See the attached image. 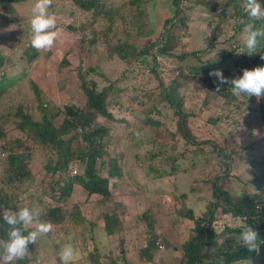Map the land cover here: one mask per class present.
<instances>
[{"label":"trees","instance_id":"trees-1","mask_svg":"<svg viewBox=\"0 0 264 264\" xmlns=\"http://www.w3.org/2000/svg\"><path fill=\"white\" fill-rule=\"evenodd\" d=\"M19 1L22 0H0V14L12 15L17 24H25L24 34L14 31L10 35L15 41L14 45L7 41V50L0 47V98L8 94L27 75L28 69L40 54L31 46L33 33L30 21L33 16L26 18L18 14L15 4ZM107 1L72 0L74 6L90 13L89 19L74 28L86 30L99 14L106 16L109 26L115 16L122 18L127 11L135 8L142 17L140 25L150 29L143 30L145 32L142 42L134 44L122 40L108 47L110 57L127 60L132 68L124 69L115 77L106 76L100 81L95 77L100 73L90 64L84 68L80 59L76 73L79 88L84 95L81 105L68 102L61 107L53 106L55 111L49 112V105L42 98L40 88L31 79L30 85L37 108L41 112L40 118L34 119L22 104H17L11 114L0 110V210L7 208L15 211L25 206H38L44 211L48 223L55 226L61 224L66 217L72 221L84 220L85 217L77 206L64 213L62 202L70 197L75 185L80 186L87 196L96 195L108 200L112 195L118 178L122 176L123 166L120 155L112 154L108 150L112 134L111 122L121 124L124 131L144 148L149 160L148 168L157 177L173 174L178 167L177 156L168 152L169 148L176 147L177 141L174 138L178 134L193 145L191 154L204 153L199 144L209 143L218 167L214 168V172L206 180L210 183V195L197 215L184 203V194L174 188L181 203V209L176 210V213L190 223L187 224L188 236L178 246L180 257L173 264H264V147L259 160L260 166L252 178L258 183L254 191H230L221 185V179L230 176V152L226 146L211 140H197L187 123L189 112L183 109L184 90L188 80L201 75L211 94L224 99L228 116L233 111L240 110L247 97L233 96L230 83L221 85V90L217 92L216 77H210L209 72L220 69L230 81L240 77L224 66L230 60L236 66L251 63L262 66L264 40L260 41L257 51L252 55L238 52L244 49L248 25L264 28V21H253L249 17L245 12L246 0H170L174 11L166 17L161 30L154 36L148 17L142 16L145 13V4L152 0H121L106 7ZM197 4L209 13L207 19L216 15L214 36L225 30L226 19H235L232 24L233 32L227 37L228 46L219 54L210 57V44L191 50L188 53L196 59V63L193 66L181 63L180 66L188 72L177 74L169 83H164L166 60H186V51L176 54L175 48L180 39L190 32L191 17ZM80 40L91 45L95 38L82 33ZM61 64H68L65 55ZM13 65L16 67L14 70L11 68ZM90 72L94 75L89 76ZM184 76L187 79L182 81ZM208 100L207 96L204 105H207ZM110 107L132 115L133 118L116 116ZM57 114L62 116L60 124L55 121ZM168 119H174L172 129L167 126ZM244 127L251 133L249 135H253L250 124L245 123ZM12 130H18L19 133L12 134ZM256 138L254 142L258 140ZM262 141L264 146V137ZM37 160L41 161L42 168L49 177L45 180V185H39L31 168ZM164 162L169 163L168 171L158 165ZM32 187L38 192H32ZM44 196L50 201L44 202ZM221 215L224 219L217 224ZM154 217L148 206L138 219H142L147 226L145 242L140 245L138 254L140 261L148 260L156 264L153 259L154 252L160 247L168 248L170 244L157 231V220ZM122 221L117 212H105L103 230L109 236L119 233L123 228ZM241 224L249 225L259 234L261 243L258 251L249 252L247 248L240 246V234L243 230ZM92 229L91 223L90 231ZM31 230L34 227L25 229V234ZM0 239H7V226L2 215ZM124 242V239L119 240L117 254L112 251L102 252L95 246L86 249V252H82L84 261L87 264H134L128 260L127 251L123 250ZM29 247L32 249L34 245ZM29 260L30 258L21 260L16 264H25ZM159 264H164L162 259Z\"/></svg>","mask_w":264,"mask_h":264},{"label":"rangeland","instance_id":"rangeland-1","mask_svg":"<svg viewBox=\"0 0 264 264\" xmlns=\"http://www.w3.org/2000/svg\"><path fill=\"white\" fill-rule=\"evenodd\" d=\"M118 1L121 0H108L106 7ZM258 2L261 6L264 5V0H258ZM35 3L36 0H22L15 4V8L22 17H32ZM144 7L145 13L142 16L148 17L155 36L161 30L166 17L174 11V5L170 0H152ZM201 9L200 4H197L191 17L190 32L180 39L175 48L176 54L186 51V60L176 58L166 60L167 67L163 72L164 83H169L177 74L188 72L180 66L181 63H186L188 66L196 63V59L188 53L191 50H197L210 44V57L219 54L228 46L227 37L233 32L232 24L235 19L232 17L226 19L225 30L214 36L216 15L207 19L210 16L209 13ZM0 10L2 11L1 2ZM48 14L56 19L58 37L51 50L39 51L40 54L28 69L27 75L8 94L0 98V110L4 113L10 112L11 114L17 104H22L26 106L34 119L40 118L41 112L36 105L35 95L30 85L31 79L40 88L42 98L49 105V112L55 111L53 106L61 107L68 102L81 105L84 95L79 88L76 73L79 60L81 59L84 68L90 64L99 72L100 74L95 77L100 81H103L106 76L115 77L124 69L132 68V64L115 56L110 57L108 47L122 40L140 44L145 32L143 30H150L145 25H140L142 17L135 8L127 11L122 18L115 16L109 26H107L106 16L99 14L95 17L94 23L83 31L74 27L89 19L90 13L74 6L72 0H52V7H49ZM24 28L25 24H17L14 16L0 14V47L7 50V41L14 45L15 41L10 35H13L14 31L23 33ZM82 33L95 38L94 43L90 45L88 42H81ZM64 55L68 60L65 66L61 64ZM261 64L264 66V59ZM175 65L177 67L174 68ZM224 66L236 76H242L244 69L251 70L258 67L257 64L252 63L236 66L231 60ZM11 68L14 70L16 67L13 65ZM90 75L94 74L90 72ZM186 79L187 77L184 76L182 81ZM208 88L202 81L201 75L188 80L184 90L183 104V109L189 112L188 126L197 140H211L221 146H226L230 152L232 156L230 176L223 177L221 185L233 192H252L258 184L252 178L260 166L259 160L264 147L262 141L264 137V97H261L259 102L254 96L246 98L240 110L233 111L228 116L224 99L220 96H213ZM207 96L209 100L207 105H204ZM109 109H113L116 116L125 115L128 119L133 118L132 115L118 112L115 107ZM61 118V114L56 115L57 124L61 123ZM173 121L174 119L166 121L170 129L173 128ZM245 123L250 124L253 135H249L251 133L245 129ZM111 124L112 134L108 150L112 154L120 155L123 166L122 176L118 178L112 195L108 200H103L101 196L96 195L87 196L80 186L75 185L70 197L62 202L63 210L66 213L70 208L77 206L81 215L85 217L84 220L72 221L66 217L59 225L51 224V232L40 237L34 247L30 248V260L25 264H61L59 253L66 244H71L75 249L72 264H87L82 252L95 246L102 252L112 251L113 254H117L120 239L125 241L123 250L127 251L128 260L134 264H153L148 260L140 261L138 254L140 245L142 246L145 242L147 229L146 223L138 219L148 206L157 220L155 224L157 231L162 236L164 235L170 244V247H160L154 252V262L159 264L162 259L164 264H173L179 259L178 246L188 236L189 226L187 224L190 222L176 213V210L181 209V203L176 197L177 191L174 188L184 194V203L190 206L196 215L199 214L211 191L210 183L206 180L212 175L214 168L218 167L210 144H199L203 147L204 153L191 154L190 150L193 145L177 134L174 138L177 145L169 148L168 152L177 156L178 167L173 174L165 173L168 175L157 177L154 171L148 168L149 160L144 148L124 131L121 124L116 122H111ZM16 133L19 131L12 130V134ZM256 137L259 141L254 142ZM208 150L210 151L206 153ZM168 164L164 162L158 165L168 171L170 169ZM31 168L39 185H45V180L49 177L42 168L41 161H35ZM31 190L38 192L34 187ZM42 198L44 202L50 201L47 196ZM6 210L7 208L0 210V215ZM109 211L117 212L123 219L122 230L110 236L103 230V214ZM220 217L217 224L224 219L223 215ZM40 220L48 222L44 211H42ZM91 223L93 224L92 231H90ZM35 226L34 224L29 227L35 228Z\"/></svg>","mask_w":264,"mask_h":264},{"label":"clouds","instance_id":"clouds-1","mask_svg":"<svg viewBox=\"0 0 264 264\" xmlns=\"http://www.w3.org/2000/svg\"><path fill=\"white\" fill-rule=\"evenodd\" d=\"M52 0H36L33 6V17L30 21L33 37L31 46L37 51H49L54 46L58 37L56 19L48 14ZM245 12L253 21H264V7L258 0H246ZM244 49L238 53L246 52L252 55L257 51L259 43L264 40V28L249 24L246 29ZM264 59V55L261 56ZM210 77H216V90H221V85L231 84L230 92L239 98L242 95L247 99L256 97L259 102L264 97V66L254 69H244L242 76L228 80L222 70L215 69L209 72ZM139 135V134H137ZM42 209L38 206L21 207L15 211H3L2 219L7 226V239H0V264H16V262L30 258V245L36 244L37 240L47 235L52 230L51 223L40 220ZM36 225L34 230L25 234V229ZM240 246L247 248L249 252L259 250L261 243L259 234L249 225L241 224ZM61 264H72L75 258V249L71 244L64 245L59 253Z\"/></svg>","mask_w":264,"mask_h":264},{"label":"built area","instance_id":"built-area-1","mask_svg":"<svg viewBox=\"0 0 264 264\" xmlns=\"http://www.w3.org/2000/svg\"><path fill=\"white\" fill-rule=\"evenodd\" d=\"M212 80H214V79L212 78Z\"/></svg>","mask_w":264,"mask_h":264}]
</instances>
